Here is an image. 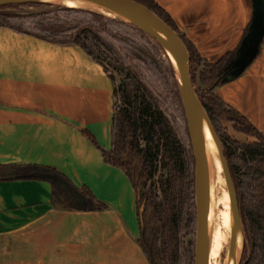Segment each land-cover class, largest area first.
I'll return each mask as SVG.
<instances>
[{
	"label": "crops",
	"instance_id": "0c3cea01",
	"mask_svg": "<svg viewBox=\"0 0 264 264\" xmlns=\"http://www.w3.org/2000/svg\"><path fill=\"white\" fill-rule=\"evenodd\" d=\"M156 1L212 62L239 45L254 17V0ZM254 50L217 92L264 133V36ZM113 104L111 78L79 45L0 27V165L53 167L107 205L55 208V174L0 179V264H150L130 178L83 132L110 148Z\"/></svg>",
	"mask_w": 264,
	"mask_h": 264
},
{
	"label": "trees",
	"instance_id": "16d2710c",
	"mask_svg": "<svg viewBox=\"0 0 264 264\" xmlns=\"http://www.w3.org/2000/svg\"><path fill=\"white\" fill-rule=\"evenodd\" d=\"M157 13L184 39L191 54V77L222 142L237 188L244 227V247L239 264H264V133L217 92L249 32L239 45L215 62L205 58L156 0H136ZM47 7L19 13L10 10L25 4L0 6V27L31 34L58 44H75L99 62L113 82L112 145L101 146L87 136L105 161L130 178L137 202L138 243L150 264H195L197 207L195 157L175 70L161 46L144 30L108 14L70 5L28 3ZM123 28L138 31L143 40ZM119 46L148 68H135L122 58ZM152 38V37H151ZM153 39V38H152ZM115 60L121 74L116 79L105 60ZM254 139L232 136L224 122ZM49 179L55 174L79 195L57 181L52 204L57 209L103 210L107 205L86 186L78 188L57 169L41 164L0 165V179L21 172Z\"/></svg>",
	"mask_w": 264,
	"mask_h": 264
},
{
	"label": "water",
	"instance_id": "95a60500",
	"mask_svg": "<svg viewBox=\"0 0 264 264\" xmlns=\"http://www.w3.org/2000/svg\"><path fill=\"white\" fill-rule=\"evenodd\" d=\"M28 3L70 5L114 15L141 28L161 46L168 60L171 62L178 79L195 157L197 207L195 264H210L211 184L209 132L216 143L223 165L234 215V233L230 240L224 264H229L232 253L241 237V248L236 262V264H239L244 247V227L237 188L225 156L222 142L193 84L191 77V54L181 35L152 9L136 0H0V6ZM253 5L254 17L250 24L249 32L238 50L237 57L231 63L228 70L229 72L233 69L235 76L241 74L245 67L253 60L256 54L254 49H258L264 36V0H254ZM228 72L225 75V79L229 81L231 77L227 76ZM55 179L66 188H69L67 181L58 177Z\"/></svg>",
	"mask_w": 264,
	"mask_h": 264
},
{
	"label": "bare ground",
	"instance_id": "6f19581e",
	"mask_svg": "<svg viewBox=\"0 0 264 264\" xmlns=\"http://www.w3.org/2000/svg\"><path fill=\"white\" fill-rule=\"evenodd\" d=\"M208 144L211 184L210 264H224L230 240L234 233V215L223 165L216 143L210 132L208 133ZM241 242L240 237L229 264H236Z\"/></svg>",
	"mask_w": 264,
	"mask_h": 264
},
{
	"label": "rangeland",
	"instance_id": "374dc122",
	"mask_svg": "<svg viewBox=\"0 0 264 264\" xmlns=\"http://www.w3.org/2000/svg\"><path fill=\"white\" fill-rule=\"evenodd\" d=\"M47 7H39V6H35V5H29V4H25V5H21V6H18V7H15V8H10V10L14 11V12H19V13H28V12H34V11H39L41 9H46ZM111 17L117 19V20H121L120 18H117L115 17L114 15H110ZM125 31L131 33L134 35L135 38L137 39H140V40H143L140 33L138 31H134L133 29L131 28H123ZM108 40L110 41H113L117 48L120 49V52L122 53V58L129 62L131 64V66L135 67V68H139V67H143L144 68V71L147 73L149 70L148 68L142 63V61H140L139 59H137L136 57H134L131 53H128L126 52L125 50H123L119 44L116 43V41H114V39H112L111 37L107 36ZM151 41L152 42H155L154 39H152L150 37ZM166 56V55H165ZM167 57V56H166ZM105 64L107 65V68L109 69V71L111 73L114 74L115 78L118 80L121 78V74L117 68V63L115 60H110L107 59L105 60ZM225 125L227 126L228 128V131L229 133L232 135V136H235L239 139H242V140H246V139H254L253 137L251 136H248L247 134L243 133V132H240L238 130H236L234 127H233V122H224Z\"/></svg>",
	"mask_w": 264,
	"mask_h": 264
}]
</instances>
